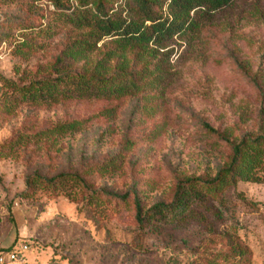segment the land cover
Returning <instances> with one entry per match:
<instances>
[{
  "label": "rangeland",
  "instance_id": "rangeland-1",
  "mask_svg": "<svg viewBox=\"0 0 264 264\" xmlns=\"http://www.w3.org/2000/svg\"><path fill=\"white\" fill-rule=\"evenodd\" d=\"M79 2L0 0V250L27 245L6 264H264V161L222 191L204 182L264 134V0H232L155 55L114 56L111 72L142 70L125 94L28 98L85 32L68 20ZM108 38L68 61L93 65ZM189 179L185 209H151Z\"/></svg>",
  "mask_w": 264,
  "mask_h": 264
},
{
  "label": "trees",
  "instance_id": "trees-1",
  "mask_svg": "<svg viewBox=\"0 0 264 264\" xmlns=\"http://www.w3.org/2000/svg\"><path fill=\"white\" fill-rule=\"evenodd\" d=\"M231 1L125 0L119 2L117 7L112 5L108 8L105 0H80L74 12L68 15V20L76 27L86 28L85 32L69 43L56 58L53 64L56 76L39 79L28 85L24 94L35 100H56L59 96L121 95L137 89L140 86L137 75L142 70H127L121 60L120 68L113 73L110 62L114 56L123 57L124 52L134 46L155 55L161 48L167 47L175 35L197 28L215 10L229 5ZM90 2L91 5H88ZM127 4L129 8L123 14ZM106 37H109L106 40L111 42V47L105 48L93 65L87 66L88 61L85 60L82 65L73 66L72 61H68L86 58L88 53L97 48V43ZM83 122L84 119H74L61 123L57 129L74 130L80 128ZM209 128L212 129L210 126ZM232 149L230 163L218 170L212 179L204 181L209 191H222L234 184L238 178L253 176L264 161V134L245 136L240 141L233 142ZM196 184L194 179H189L187 186L177 191L173 201L158 202L151 209L160 213L167 210L182 211L193 192H200ZM117 196L125 197L126 194ZM135 204L137 220L142 223L145 217L141 215L142 206L138 197ZM13 248L16 246L0 251ZM20 253H17V257Z\"/></svg>",
  "mask_w": 264,
  "mask_h": 264
},
{
  "label": "built area",
  "instance_id": "built-area-1",
  "mask_svg": "<svg viewBox=\"0 0 264 264\" xmlns=\"http://www.w3.org/2000/svg\"><path fill=\"white\" fill-rule=\"evenodd\" d=\"M6 41L2 40L0 41V59H2L6 53ZM27 248L26 244H23L22 246L9 249L6 251H0V264H3L7 261H11L17 257L18 252H23Z\"/></svg>",
  "mask_w": 264,
  "mask_h": 264
}]
</instances>
